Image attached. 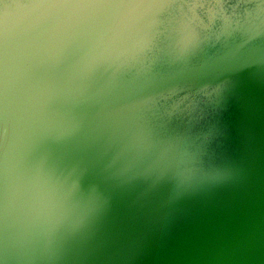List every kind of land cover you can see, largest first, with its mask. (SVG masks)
I'll return each mask as SVG.
<instances>
[{
    "label": "water",
    "instance_id": "1",
    "mask_svg": "<svg viewBox=\"0 0 264 264\" xmlns=\"http://www.w3.org/2000/svg\"><path fill=\"white\" fill-rule=\"evenodd\" d=\"M0 264H264V0H0Z\"/></svg>",
    "mask_w": 264,
    "mask_h": 264
}]
</instances>
